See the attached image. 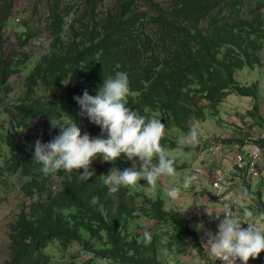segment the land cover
Wrapping results in <instances>:
<instances>
[{
    "label": "trees",
    "instance_id": "1",
    "mask_svg": "<svg viewBox=\"0 0 264 264\" xmlns=\"http://www.w3.org/2000/svg\"><path fill=\"white\" fill-rule=\"evenodd\" d=\"M41 5L47 11L44 24L34 23L36 16L40 20L38 6L18 23L16 0H0V185L17 187L23 197L9 226L5 264H52L63 259L60 252L76 251L78 259L69 264H169L165 253L183 259L196 253L206 264L185 206L188 195L199 192L184 190L174 176L155 185L143 180L129 187L105 185L101 176L112 168L133 166L125 156L115 162L96 158L91 165L96 175L87 182L75 171L44 174L34 161V145L59 134L50 116L73 119L82 134L99 136L101 129L80 115L74 97L85 90L96 95L104 78L125 71L128 107L165 124L161 144L170 149L176 173L189 166L183 154L208 148L209 139L202 136L191 146L176 144L197 124L222 131L215 142L223 151L246 143L264 155L259 82L238 79L245 69L264 74V0H46ZM45 33L43 53L29 52ZM12 77L21 78L12 85ZM231 96L249 100L240 125L231 119L237 111L227 105ZM220 107L231 108L226 119ZM135 163L139 167L138 158ZM236 172L228 175L230 182L243 176L242 187L264 207L261 189L254 193L244 172ZM150 222L151 231L140 233L141 224Z\"/></svg>",
    "mask_w": 264,
    "mask_h": 264
},
{
    "label": "clouds",
    "instance_id": "2",
    "mask_svg": "<svg viewBox=\"0 0 264 264\" xmlns=\"http://www.w3.org/2000/svg\"><path fill=\"white\" fill-rule=\"evenodd\" d=\"M130 92L127 72L118 71L103 79L96 95L85 90L82 96L74 97L80 107V115L101 129L99 136L93 137L87 132L82 134L81 127L73 119L65 122L50 116L51 127L58 128L59 134L48 143L35 142L34 161L39 163L40 171L44 174L75 171L80 181L87 182L96 175L91 169L96 158L115 162L125 156L133 161V166L123 170L112 168L107 175L101 176L105 185L129 187L141 180L147 185H155L161 177L174 176L175 161L169 156L170 149L161 144L166 133L165 124L156 116L141 115L128 107ZM198 137L199 131L194 125L177 139L176 144L179 147L191 146L199 142ZM136 158L140 161L139 167L136 166ZM79 169H83L82 174L78 173ZM196 179L195 175L186 177L183 187L189 188ZM176 191L170 188L169 194L175 195ZM91 203L95 205L97 198L93 197ZM255 215L246 207L239 213L226 211L222 218L215 215L219 223L214 233L206 230L203 223L197 224L196 230L204 231V248L216 260L223 264H237V261L249 264L250 259L258 258L264 252V227L251 223L243 227L246 224L243 223L244 218ZM261 219H264V214H261Z\"/></svg>",
    "mask_w": 264,
    "mask_h": 264
},
{
    "label": "rangeland",
    "instance_id": "3",
    "mask_svg": "<svg viewBox=\"0 0 264 264\" xmlns=\"http://www.w3.org/2000/svg\"><path fill=\"white\" fill-rule=\"evenodd\" d=\"M41 2L46 3V0H16V7L18 10L17 16L19 18L18 23H20L23 14L26 18L31 17L33 15L34 7L38 6L37 15L38 17H40V20L36 16L34 19V23L44 24V19L47 11L46 8H43ZM42 35L45 37V39H42L40 42L37 41L38 43L36 45H34L32 48H28L29 52H32V54L37 56L43 53L46 47H48L47 44L49 41V36L46 33ZM42 45L44 47H42ZM242 74V77L238 78L242 83L252 84L255 82H259L258 86L260 90V96L263 97V100H260L259 104L257 103L259 109L258 112L264 118V74L261 75L257 70L250 71L248 69H245ZM20 78L21 77H12L11 84L15 85L20 80ZM248 103L249 100L245 98L241 99L237 96H231L227 101V105L237 106V111L234 113V115H232L231 119L234 118V121L239 125L240 121L245 119L244 115H246L245 112L248 108ZM220 109L223 111L222 117L226 119L227 112L231 108L220 107ZM202 124L203 125L197 124L196 126L199 131V138L202 136L203 138L209 139L208 142H206V144H208V148H203L206 150L202 151V153H199V155H190L186 153L183 154V159L186 160V165L189 166L187 168H184V170L175 173L174 175V177L177 178V182H179L182 187L186 177L192 175H195L197 177V179L189 188H184V190H187L188 192H190V189H193L196 190V192L200 193L197 196H194L190 192L191 194L188 195L186 201L187 205H185L187 207L189 220L192 222V229L197 231L196 225L203 223L206 230H213L214 233L216 231V228H212L213 222L215 221V223H219V221L214 218L219 215H221L222 217V214L225 212V208H227L228 205H232V202L237 203V206L233 207V212H242L243 208L246 207L256 213V215L252 218H244V223L246 224L243 225V227L246 228L247 223H251L254 226L258 227H264V219H261V214H264V207L261 204L258 196H250L249 193L242 187L241 180H239L238 178H242L243 176H240L238 174V177H236L232 182H230L232 178H228V171H230L237 165L232 150L223 151L221 150L219 142H215L217 141L216 139H218V132L222 131L216 126H212L209 130L207 129V124ZM250 149L257 150L256 147L248 145L246 143L244 144V147L241 148L244 161L246 160ZM224 156L226 157V160L222 163L221 159ZM183 163L184 160H176V165L178 167H181ZM260 171V176L258 178H245L250 183V187L254 193H256L257 189H261L263 194L262 202L264 204V157L261 161ZM218 178H220V190L212 188L213 182H219ZM164 187L167 189L169 187V183L165 182ZM207 193L209 194L208 196L206 195ZM216 195L220 196L221 198H218ZM179 202L183 204L185 200L181 198ZM22 203L23 197L21 196L17 187H13V185H0V264H5V262L8 260L10 243L8 236L9 226L17 220ZM141 225L142 227L139 232L143 234L149 233L151 231L153 223H142ZM197 232L201 237L203 245H205L206 237L204 231ZM204 252V261L206 264H208V262L209 264H219V260H216L215 257L211 256L207 252L206 248H204ZM60 253V258L63 259H55L52 261V264H69L70 260L78 259V255L76 253L79 252L76 251L71 255H66L64 252ZM163 259H165V261H168L169 264H203L202 258L196 253H191V256H188L184 259L173 254L165 253ZM237 264H240V262H238ZM249 264H264V252L260 253L258 258L250 259Z\"/></svg>",
    "mask_w": 264,
    "mask_h": 264
},
{
    "label": "built area",
    "instance_id": "4",
    "mask_svg": "<svg viewBox=\"0 0 264 264\" xmlns=\"http://www.w3.org/2000/svg\"><path fill=\"white\" fill-rule=\"evenodd\" d=\"M16 22H19V19L16 18ZM260 133H256V137H259ZM242 147L239 144L234 145L232 148V152L235 156L236 161V167H233L230 171H228L227 175H235L237 174V170H242L245 175V177H251V178H258L260 176V162H261V155L260 152L257 150H254L255 152H249L247 155L246 160L244 161V157L242 152H240V149ZM220 155V154H219ZM201 175V174H200ZM219 182L215 181L212 183V188L220 190L221 184H220V178H218ZM218 198H221L220 196L216 195ZM237 206L236 202H232V205H228L227 208H225L226 211H232L233 207ZM233 212V211H232ZM222 218V217H221ZM244 223V220H243ZM219 264H223L222 261H218ZM239 261H237L238 263Z\"/></svg>",
    "mask_w": 264,
    "mask_h": 264
},
{
    "label": "crops",
    "instance_id": "5",
    "mask_svg": "<svg viewBox=\"0 0 264 264\" xmlns=\"http://www.w3.org/2000/svg\"><path fill=\"white\" fill-rule=\"evenodd\" d=\"M248 149H249V148H248ZM257 151H259V150L257 149ZM249 152H255V151H254L253 149H250ZM249 152H248V153H249ZM259 152H260V151H259ZM263 157H264V156L261 154V160L263 159ZM215 171H216V170H215ZM215 171H213V172H215ZM206 195L208 196L209 194L207 193ZM214 219H216V218H214ZM214 223H215V221L213 222V226H212V228H216V230H217V227H216V226H217L218 222H216L215 225H214ZM207 228H209V227H207ZM211 231L213 232V230H211Z\"/></svg>",
    "mask_w": 264,
    "mask_h": 264
}]
</instances>
